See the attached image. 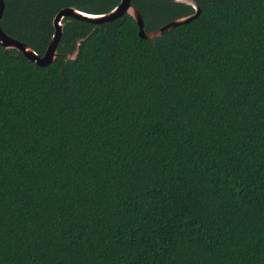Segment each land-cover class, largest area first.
<instances>
[{
	"label": "trees",
	"instance_id": "obj_1",
	"mask_svg": "<svg viewBox=\"0 0 264 264\" xmlns=\"http://www.w3.org/2000/svg\"><path fill=\"white\" fill-rule=\"evenodd\" d=\"M121 1L4 0L1 27L43 56L59 11ZM195 1L155 39L67 17L45 67L0 45V264H264V0Z\"/></svg>",
	"mask_w": 264,
	"mask_h": 264
},
{
	"label": "water",
	"instance_id": "obj_2",
	"mask_svg": "<svg viewBox=\"0 0 264 264\" xmlns=\"http://www.w3.org/2000/svg\"><path fill=\"white\" fill-rule=\"evenodd\" d=\"M175 3L185 4L187 6H191L194 8V14L186 17H182L179 19H175L157 30L147 31L145 28L144 19L139 12V10L133 6L132 0H122L118 6H116L113 10L104 14H89L85 12H81L75 8H64L57 13L54 18V35L51 39V42L43 56H39L35 51H33L28 45L10 37L7 35L1 27V21L3 18L4 10H5V2L4 0H0V45L5 49H15L21 52L29 61L34 62L37 66L45 67L51 63H54L59 57L58 46L60 40L62 38L63 29H64V19L67 17L88 22L90 24L100 25L103 23L112 22L124 16L125 14L131 16L133 20L136 22L139 28V37L142 39H155L160 37L167 32L175 29L176 27L182 24H188L191 21L197 19L201 13V8L197 4L195 0H174ZM80 44L78 43L77 49L75 52L69 54L67 56V60H76L79 51Z\"/></svg>",
	"mask_w": 264,
	"mask_h": 264
}]
</instances>
